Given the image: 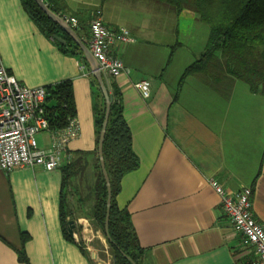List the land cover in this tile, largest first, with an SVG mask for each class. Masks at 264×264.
<instances>
[{
  "label": "crops",
  "instance_id": "obj_1",
  "mask_svg": "<svg viewBox=\"0 0 264 264\" xmlns=\"http://www.w3.org/2000/svg\"><path fill=\"white\" fill-rule=\"evenodd\" d=\"M62 5L60 14L78 20L74 27L87 45L90 21L98 9L109 28L124 27L135 38L114 46L113 53L127 71L109 77V82L122 93L133 149L140 160L137 169L123 176L117 202L129 211L145 249L142 264L252 261L254 247L224 212L211 180L231 194L252 187L253 212L264 225V93L252 91L224 70L182 79L205 49L192 50L179 39L181 16L201 23L193 11L174 10L176 20L166 36L167 22L157 19L159 13L127 23L124 1L64 0ZM143 29L151 32L143 35ZM0 63L28 86L72 79L78 130L68 148L72 160L86 162L95 190V107L102 98L89 64L63 52L41 31L22 0H0ZM140 80L150 82L149 97L134 85ZM37 141L41 148L50 147L51 130L38 133ZM66 163L51 171L42 166L0 169V264H111V260L114 264L106 235L91 214L75 209L72 193L68 219L75 220L76 236L69 239L64 234L61 168ZM76 199L79 205L84 203ZM93 238H98L99 252L91 249ZM20 251L27 261L19 258ZM106 257L108 261L103 260Z\"/></svg>",
  "mask_w": 264,
  "mask_h": 264
},
{
  "label": "trees",
  "instance_id": "obj_2",
  "mask_svg": "<svg viewBox=\"0 0 264 264\" xmlns=\"http://www.w3.org/2000/svg\"><path fill=\"white\" fill-rule=\"evenodd\" d=\"M181 13L184 10L198 14L201 21L209 26V35L204 51L198 59L189 65L182 76L202 72H228L235 79L247 83L254 92L264 93V0H163ZM33 21L46 35L52 37L61 50L76 55L85 64L86 58L76 42L45 12L35 0H22ZM51 9L60 14L64 0H45ZM78 31V27H75ZM58 34L66 43L57 41ZM93 82L100 90L102 101L95 107V127L97 146L105 117L104 95L96 78ZM216 88L217 85L213 81ZM46 117L50 129L66 127L70 119L76 118L77 105L72 79L62 80L46 86ZM112 96L111 113L105 135L103 153L106 168L112 186V202L109 220V238L106 235L107 186L99 157L97 159V178L95 186V204L91 213L93 223L106 235L114 264H142L145 249L141 246L136 229L128 210L121 209L117 196L125 174L137 169L140 160L133 149L131 128L124 115L122 93L110 83ZM98 150V148H97ZM80 163L71 160L62 168L61 221L64 234L68 233L69 187L80 169ZM82 245V244H81ZM126 255L128 257H126ZM19 258L28 260L26 253L20 251Z\"/></svg>",
  "mask_w": 264,
  "mask_h": 264
},
{
  "label": "built area",
  "instance_id": "obj_3",
  "mask_svg": "<svg viewBox=\"0 0 264 264\" xmlns=\"http://www.w3.org/2000/svg\"><path fill=\"white\" fill-rule=\"evenodd\" d=\"M67 19L73 26L78 24L74 17ZM133 41L135 38L128 29L109 28L103 20L102 11L98 9L94 12L88 45L99 62L100 70L108 78L127 71L123 60L113 53L114 46ZM134 85L145 97L150 96L148 80L137 81ZM46 98V86L25 85L0 63V169L42 166L51 171L72 160L68 145L78 130L76 119H70L62 129H50ZM45 130H51L52 144L41 148L37 134ZM211 184L220 195L222 208L236 230L255 249L256 257L246 264H264V225L253 212V188L243 187L231 194L217 180H211Z\"/></svg>",
  "mask_w": 264,
  "mask_h": 264
},
{
  "label": "rangeland",
  "instance_id": "obj_4",
  "mask_svg": "<svg viewBox=\"0 0 264 264\" xmlns=\"http://www.w3.org/2000/svg\"><path fill=\"white\" fill-rule=\"evenodd\" d=\"M124 1L128 5L125 9H123L124 17L127 23L132 22H142L146 17L152 18L156 13H159L160 18L159 21H165L166 29L165 34L169 36L171 34V27L173 26L174 20H176V14L174 9L170 4L165 3L163 0H115V2ZM123 3V2H122ZM121 3V4H122ZM123 5V4H122ZM166 10V12H165ZM172 14V15H171ZM171 15V16H170ZM173 16V17H172ZM156 19V20H157ZM179 22V39L183 40L192 50L199 49L201 47L206 46V42L209 35V26L205 22L201 21L199 25H197L191 18L181 16L178 20ZM171 24V25H170ZM143 35L151 32V29H143ZM163 31V30H162ZM180 40V41H181ZM242 84H246L242 81ZM219 86H222V83H218ZM39 137V136H38ZM79 169L80 175L74 179H72V184H70L69 191H71V203L75 205V209L78 211H82L84 215H90L92 213L94 201H95V190H94V179L89 171V167H87L86 162H82ZM78 190L76 189V186ZM77 195V196H76ZM76 197L83 199L84 203L80 202L76 199ZM80 206V208H79ZM70 211V205H69ZM94 226H92L93 228ZM102 232V231H101ZM102 236V235H101ZM103 238V236H102ZM104 239V238H103ZM98 238H93L90 241L91 249L99 252V245L97 243ZM104 261H108L107 257L103 259ZM112 264V260H111Z\"/></svg>",
  "mask_w": 264,
  "mask_h": 264
},
{
  "label": "water",
  "instance_id": "obj_5",
  "mask_svg": "<svg viewBox=\"0 0 264 264\" xmlns=\"http://www.w3.org/2000/svg\"><path fill=\"white\" fill-rule=\"evenodd\" d=\"M35 1L38 3L39 7L45 12V14L49 18H51L55 23H57L79 46L105 98L106 111H105V117H104L102 129H101L100 137H99L98 157L100 160V165H101L102 172H103V175L106 181L107 192H108L105 232L109 238L108 227H109L110 210H111V202H112V186H111L110 177H109V174L106 168L105 159H104L103 145H104L105 135H106L107 126H108L110 113H111V105H112V96L109 91L110 82L107 76L104 75L103 72L100 70L99 62L97 58L94 56V54L90 50L87 43L81 38V36L76 31V29L72 26L70 21L64 15H61L55 12L53 9H51L49 5L45 2V0H35ZM54 38L61 43L67 42L66 39H64L62 36L58 34H56ZM75 225H76L75 220L69 221L68 233L72 238H75L76 236ZM126 257L128 256L126 255Z\"/></svg>",
  "mask_w": 264,
  "mask_h": 264
},
{
  "label": "bare ground",
  "instance_id": "obj_6",
  "mask_svg": "<svg viewBox=\"0 0 264 264\" xmlns=\"http://www.w3.org/2000/svg\"><path fill=\"white\" fill-rule=\"evenodd\" d=\"M73 26V25H72ZM74 27V26H73ZM75 28V27H74ZM89 46V45H88ZM108 78V77H107ZM109 79V78H108Z\"/></svg>",
  "mask_w": 264,
  "mask_h": 264
}]
</instances>
